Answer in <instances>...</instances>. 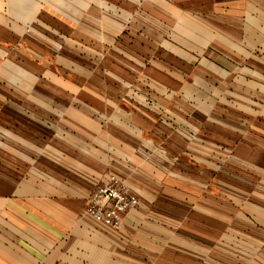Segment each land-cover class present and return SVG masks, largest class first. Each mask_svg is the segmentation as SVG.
Returning a JSON list of instances; mask_svg holds the SVG:
<instances>
[{
  "label": "rangeland",
  "instance_id": "374dc122",
  "mask_svg": "<svg viewBox=\"0 0 264 264\" xmlns=\"http://www.w3.org/2000/svg\"><path fill=\"white\" fill-rule=\"evenodd\" d=\"M7 7L21 16L27 2ZM42 10L53 18L38 27L0 20V184L52 168L38 162L62 161L78 134L99 141L103 122L121 125L124 169L106 176L146 202L155 191L139 207L156 226L144 233L171 240L187 264L259 253L264 0H43ZM217 60L231 69L214 70ZM99 224L113 232L103 238L119 231Z\"/></svg>",
  "mask_w": 264,
  "mask_h": 264
},
{
  "label": "crops",
  "instance_id": "0c3cea01",
  "mask_svg": "<svg viewBox=\"0 0 264 264\" xmlns=\"http://www.w3.org/2000/svg\"><path fill=\"white\" fill-rule=\"evenodd\" d=\"M26 2L25 13L14 16L7 13V0H0V11H4L0 20L1 16L6 19L8 16L9 20L14 19L26 27H38V23L53 18L44 16L43 0ZM73 19L81 20L82 17ZM29 35L37 43L42 37L39 33ZM226 51L230 50L227 48L219 53ZM213 63L214 70L231 69L219 60ZM121 129V125L103 122L101 140L92 142L84 133L78 134L76 140H69L62 146L66 149L62 161L45 155L38 162L50 164L52 168L37 167L36 171L17 178L11 175L3 178L0 184V264H124L144 260L187 264L190 258L181 250H171V240L165 237L161 240L156 234L141 230L147 227L148 231L151 227L154 232L156 229L155 222L141 223L140 219V208L148 206L149 201L154 202L150 200L155 197L154 190L148 202L143 199L145 192L136 191L140 206L124 214L121 229L111 237L103 238V232H113L85 210L91 190L107 180L106 173L124 169L122 150L130 147V143L124 140ZM258 220L251 222L264 229V221ZM259 239V253L246 256V264H264V236ZM184 241L179 243L183 245Z\"/></svg>",
  "mask_w": 264,
  "mask_h": 264
},
{
  "label": "built area",
  "instance_id": "2783aa9c",
  "mask_svg": "<svg viewBox=\"0 0 264 264\" xmlns=\"http://www.w3.org/2000/svg\"><path fill=\"white\" fill-rule=\"evenodd\" d=\"M138 203V195L124 179L110 176L91 190L85 210L95 221L120 230L124 214Z\"/></svg>",
  "mask_w": 264,
  "mask_h": 264
}]
</instances>
